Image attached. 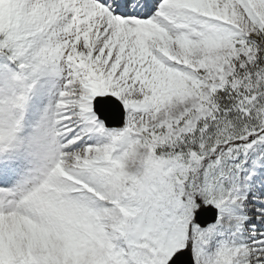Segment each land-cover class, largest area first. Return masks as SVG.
<instances>
[{"label": "snow or ice", "instance_id": "1", "mask_svg": "<svg viewBox=\"0 0 264 264\" xmlns=\"http://www.w3.org/2000/svg\"><path fill=\"white\" fill-rule=\"evenodd\" d=\"M0 264H264V0H0Z\"/></svg>", "mask_w": 264, "mask_h": 264}]
</instances>
